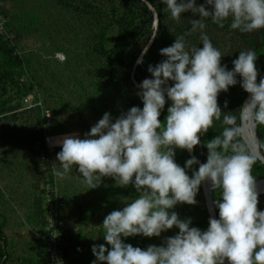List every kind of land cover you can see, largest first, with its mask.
I'll return each instance as SVG.
<instances>
[{
    "label": "clouds",
    "instance_id": "clouds-1",
    "mask_svg": "<svg viewBox=\"0 0 264 264\" xmlns=\"http://www.w3.org/2000/svg\"><path fill=\"white\" fill-rule=\"evenodd\" d=\"M162 3L176 21L186 12L200 19L191 20L188 33L160 50L165 60L149 66L152 78L139 85L142 110L132 107L115 122L105 113L85 138L75 134L62 138L56 156L61 170L54 174L62 178L75 166L89 189L110 177L121 187L132 184L139 193L122 210L112 211L103 220V236L110 250L94 245L93 264H225V260L228 264H264V211H258L259 193L252 175L257 157L235 142L241 131L236 117L222 114L217 102L219 93L235 86L239 76L240 87L250 96L240 109L242 122L264 125V79L256 82L258 56L251 50L240 51L228 71L221 66V52L206 34L200 37L202 47L190 50L185 39L197 29L203 30V18L207 17L219 27L231 17L230 28L244 33L264 29V0H206L211 11L205 5L197 7L195 0ZM169 81L173 86H167ZM165 96L171 106L161 123ZM222 115L228 127L206 143L207 161L189 177L186 170L198 163L197 159L187 160L182 168L175 163V150L191 153L200 144V136ZM229 151L231 155H227ZM205 179L215 190H221L220 198L214 200L219 219L210 218L207 230L201 232L189 226L190 220H180L168 210L177 204L195 205ZM173 227L179 229L178 234L159 247L142 250L121 239L159 237ZM56 264L63 262L57 260Z\"/></svg>",
    "mask_w": 264,
    "mask_h": 264
},
{
    "label": "rangeland",
    "instance_id": "rangeland-1",
    "mask_svg": "<svg viewBox=\"0 0 264 264\" xmlns=\"http://www.w3.org/2000/svg\"><path fill=\"white\" fill-rule=\"evenodd\" d=\"M195 3L197 7L205 5L211 11L206 0H195ZM122 4L123 0H0V9L7 19V31L12 36L10 41L0 39L14 49V55L25 58L28 68L21 73L20 81H29L33 76L41 83L33 91L52 115L51 122L43 124L40 113L21 112L16 123L5 120L0 124V229L5 264H42L43 244L38 241V231L43 218L39 214V200L47 180L65 200L62 217L66 220V241H69L65 249L75 264H93L92 247L107 246L103 220L112 211L122 210L134 200L119 182L108 177L102 179L99 187L89 189L75 166L62 178L57 177L54 172L61 169L56 156L61 147L50 152L49 159L43 163L38 156L43 148L45 150L42 146H45L46 135L68 133L83 139L105 113L115 122L131 109L122 103L112 84L100 75L102 60L93 53V40L99 31L105 30L104 46L112 47L116 35L114 19L120 15ZM82 13L95 15L96 24L90 26L82 20ZM185 14L190 26L191 20L200 19L191 12ZM203 23L205 28L197 29L193 34L196 39L186 40V49L202 47L200 37L206 34L221 52L223 62L233 69V61L239 52L247 51L246 37L235 34L232 38L234 31L230 24L219 27L205 18ZM67 55L69 60L74 57V61L79 56L75 68L65 69ZM11 67L17 72L14 65ZM90 76L94 79L89 80ZM72 78L82 82L87 97L92 94L96 100L100 98V102L95 101L93 106L85 104L83 98L86 97L84 93L81 96ZM117 82L134 103L143 106L138 95L140 90L121 75ZM224 94L219 93L218 98H223ZM115 188L118 189L116 194L106 198V190ZM81 208L85 217L79 215ZM168 211L170 214L175 212L180 220L192 221L185 204H177ZM189 226L193 227L191 223ZM178 232L179 229L173 227L159 237H144V240L150 246L159 247Z\"/></svg>",
    "mask_w": 264,
    "mask_h": 264
},
{
    "label": "trees",
    "instance_id": "trees-1",
    "mask_svg": "<svg viewBox=\"0 0 264 264\" xmlns=\"http://www.w3.org/2000/svg\"><path fill=\"white\" fill-rule=\"evenodd\" d=\"M148 1L156 10L158 15V25L156 30L153 27V15L152 12L148 9L146 4L141 0H123L122 9L120 11V15L114 19V24L116 26V35L113 42V45L110 49H107L104 46L105 42V30L99 31L95 35V39L93 40V53H95L98 60H102L101 68H100V75L106 79L112 86L115 88L118 97L121 99L122 103L125 104L126 107H138L142 110L143 106L134 103L132 99L126 95V91H123L121 86L119 85L118 76L121 75L122 79H126L131 83L136 90L137 88L132 82L131 73L134 67V64L137 60L138 55L144 48V46L149 41L150 37L155 31V38L152 46L148 50V52L144 55V58L140 65L136 66L134 71V78L138 85L142 83L145 79H151V74L148 71L149 66L155 67L157 64L161 63L166 57L160 55V50L166 47L171 46L175 39L181 35H185L191 29L189 25L188 17L185 13L181 14V19L176 21L171 18V15L168 11L165 10L166 5L162 3V0H146ZM179 2V0H178ZM187 13V12H186ZM95 15H89L88 13L80 14V18L85 20L89 25H95ZM209 22H213L211 17L205 18ZM232 18L229 17L228 19L222 21L225 24H231ZM216 24V23H215ZM90 25V26H91ZM218 25V24H217ZM231 29V28H230ZM233 30V29H232ZM234 33L231 35L233 38L235 34L245 36L246 37V46L247 51L251 50L256 53L258 56L255 61V66L258 71L257 76V83L259 77L264 73V29L254 30L250 33H243L240 30L236 29L233 30ZM194 32L191 35H186V40L196 39L193 36ZM202 45V44H201ZM75 58L71 57L69 60V55H67V61L65 62V69L71 66L74 68L77 66L79 60V56ZM14 65L17 72L13 71L11 66ZM221 66H226V70L231 71L232 68H229L221 59ZM28 65L26 63L25 58L18 57L14 55V49L9 46L7 43H4L2 39H0V124L5 120H11L12 122L16 123L20 120V113L21 112H34L40 113V110L33 109V110H24L23 105V98L26 94L33 92L35 87H40L39 81L35 79V77L30 76L29 81L21 82L20 76L21 73L26 71ZM67 68V70H68ZM89 76V75H88ZM94 79V76L88 78L89 80ZM264 79V76H263ZM74 81V86H78V90H80V94H86V89L82 85V82H79L77 79L72 78ZM237 83L235 86L229 87L228 91L225 92L223 98H218V106L221 109V112L224 114L231 113L233 116L236 117V125L240 127V117H241V107L249 95L247 94L241 87L240 82L241 78L239 76L236 77ZM172 81H169L167 86H173ZM89 85V84H88ZM12 93V95H11ZM94 95L90 94L88 97L85 95L86 98L85 104H89V106H93L94 102H100V98L97 100L93 97ZM100 97H102L100 95ZM249 97V96H248ZM247 97V98H248ZM166 103L164 108L161 110V115L159 120L163 123L166 119L168 114L167 109L171 106V101L165 97ZM250 98L248 99V101ZM225 104L227 105L225 107ZM40 117L38 116V120ZM223 115L221 116L220 120H214L213 126L208 130L207 133L200 136V144H198L191 153L187 150L176 149L174 160L175 163L178 164L180 167H184L187 160L195 157L196 159H200L202 163H206L208 151L205 147L206 143L211 141L215 136H220L224 130L225 126L222 123ZM255 131L258 137L259 143V151L261 155L264 157V125L255 124ZM253 139L254 134H253ZM240 143L245 150L251 154L246 147L245 143L242 141L240 134L236 137V141ZM45 146H42V148ZM232 153L229 151L227 155H231ZM199 169L197 163L194 164L190 169H187V175L191 177L195 171ZM252 175L256 177V181H259L264 178V165L259 159H256L252 167ZM109 179L113 180L112 178L108 177ZM114 181V180H113ZM118 182V181H117ZM124 188L125 192L133 197V199L137 198L139 193L136 192L135 188L132 184H129L127 187ZM214 189V188H213ZM118 189H107L108 192L106 198L108 196H112L116 194ZM105 192V191H104ZM220 189L212 190V200H218L220 198ZM196 204L195 205H186V212L192 216L191 225L193 227L198 228L201 232L206 231L208 228V221L209 216L206 211L204 198L202 194L201 184L199 186V190L195 197ZM258 211H264V193L258 196ZM102 202H100L101 204ZM40 204L41 199L39 200V214L42 216V211H40ZM216 219H219V211L215 208ZM83 208L79 210L80 217H85L83 215ZM64 222L66 225L65 218ZM43 224V220H41V225ZM67 228V225L66 227ZM67 229H65L66 233ZM67 237V236H66ZM122 242L125 244H130L131 246L139 247L142 250H146L147 247L150 245L146 244L144 237L142 235L133 236V237H121ZM2 231L0 229V264H5L6 260V253H5V246L4 241H2ZM41 244H43L42 250V264H47V257L44 248V243L42 239H38ZM69 243V241H66ZM109 248L110 246H106ZM68 250L65 249L66 260L68 264H75L71 259L68 258ZM107 254V253H106Z\"/></svg>",
    "mask_w": 264,
    "mask_h": 264
},
{
    "label": "built area",
    "instance_id": "built-area-1",
    "mask_svg": "<svg viewBox=\"0 0 264 264\" xmlns=\"http://www.w3.org/2000/svg\"><path fill=\"white\" fill-rule=\"evenodd\" d=\"M7 19L3 11L0 9V37L5 40H11L12 36L7 31ZM24 110L39 109L42 123L51 122L52 115L50 110L46 108L35 91L26 94L23 98ZM71 134L58 133L45 136V150L39 152V159L43 163L49 159L50 152H54L60 148L59 141ZM65 200L59 195L56 187L49 183L48 180L42 188L41 211L43 224L38 231V237L42 239L47 257V264H56L57 260L68 264L65 255L66 233L65 222L62 217Z\"/></svg>",
    "mask_w": 264,
    "mask_h": 264
},
{
    "label": "water",
    "instance_id": "water-1",
    "mask_svg": "<svg viewBox=\"0 0 264 264\" xmlns=\"http://www.w3.org/2000/svg\"><path fill=\"white\" fill-rule=\"evenodd\" d=\"M141 1H143L146 4V6L148 7V9L152 12V15H153V18H154V22H153L154 30H156L157 25H158V20H159L158 15L156 13V10L154 9V7L148 1H146V0H141ZM154 38H155V31L152 34V36L150 37V39L147 42V44L144 46V48L140 52V54L138 55L137 60H136V62L134 64L132 73H131L132 82L135 85V87L138 90H140V91H142V89L139 87V85L137 84V82H136V80L134 78V71H135L136 66L140 65V63L142 62V60L144 58V55L148 52V50L152 46V44L154 42ZM262 76H264V73H262V75L259 77V80H258L257 84H259V81L261 80ZM247 97H246V99H247ZM245 100H244V102L242 104V107H243V105L245 103ZM251 124H252L253 129H254L253 134H254V138H255V144L251 145V143L248 141V139H246V135H245V132H244V122H242V117H241V124H240V129H241L240 135H241V138H242L243 142L245 143L246 147L248 148L249 152L251 153V155H254L255 157H257V159H259L262 162V164L264 165V157L261 155V153L259 151V143H258V137H257L256 131H255V124H253L252 122H251ZM197 161H198L197 165H198V167H200V165L203 164V163L201 162L200 159H197ZM258 182L259 181H256V191L259 193V195H261V194L264 193V187L259 186ZM201 189H202L204 203H205V207H206V211H207V214L209 216V219L210 218H215L216 219L214 203H213V200H212V190H214V189H213V187H207L205 185L204 181L201 182Z\"/></svg>",
    "mask_w": 264,
    "mask_h": 264
},
{
    "label": "bare ground",
    "instance_id": "bare-ground-1",
    "mask_svg": "<svg viewBox=\"0 0 264 264\" xmlns=\"http://www.w3.org/2000/svg\"><path fill=\"white\" fill-rule=\"evenodd\" d=\"M261 79H263V76ZM249 98H250V96L245 100V103L248 101ZM244 129H246V131H245L246 139H248V141L251 143V145H254L255 144V140L253 139L254 129H253V126H252L250 121H248L247 123L244 124ZM204 182H205V185L207 187H212L210 180L205 179ZM258 185L261 187H264V179L259 180ZM225 264H228L227 260H225Z\"/></svg>",
    "mask_w": 264,
    "mask_h": 264
}]
</instances>
